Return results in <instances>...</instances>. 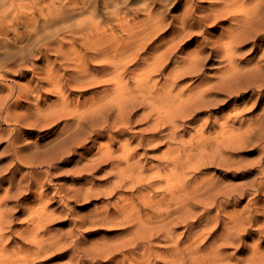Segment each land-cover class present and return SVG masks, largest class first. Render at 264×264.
I'll return each mask as SVG.
<instances>
[{"label":"bare ground","instance_id":"bare-ground-1","mask_svg":"<svg viewBox=\"0 0 264 264\" xmlns=\"http://www.w3.org/2000/svg\"><path fill=\"white\" fill-rule=\"evenodd\" d=\"M127 1L29 0L25 2L24 0H0V121L6 127L10 125L9 122L14 121L12 123L14 128L8 130L11 140L8 148L13 147L12 145L18 142L20 131L31 129L38 132L51 131L53 139L47 142L52 147L54 156L50 159L52 163L54 160L59 162L60 159H65L66 156H69L68 154H72L79 148H83V152L85 148L91 153L90 147L97 145L93 155L89 154L90 157L87 159V163L78 162L75 164L72 173L75 174L78 183L71 184L65 194L70 196L69 193L72 192L73 197L83 196L87 198L92 194L99 197L100 195L109 196L117 188L137 190L136 195L132 199L126 197V201H122L123 199L121 198L122 202L118 201L117 204L119 205L116 204L113 207H109V205L114 202H111L112 204L108 202L109 205L107 207L104 205V210L102 209L103 207L100 209L101 211L103 210V217H99L101 223L107 225H128L130 231L129 233L127 232V239L121 244L93 250L90 249L91 247L83 246L84 240L82 239V242L81 238L75 239L73 237L74 234L69 236L67 234L65 236L66 240L59 236L61 234L53 236V233L51 234L50 232L49 234L52 236L47 235V238L51 236L48 239L42 238L44 234L39 237L40 232L38 229L41 228V222L44 219L46 220L48 215L46 213L47 203L45 202L40 203V206L37 204L39 207L34 209L29 217L34 227L29 230L27 227L29 234L24 237V241H27L32 249H23L21 247L12 249L10 247L11 240L9 239L10 226L12 227L13 225V214L18 209H16V204L8 205V203L12 199L15 202V198L23 191L20 190L21 185L19 184L24 178L29 177L21 174L22 177L18 181H13L16 173L21 172L20 169L22 168H19L17 162L12 167L11 175L9 174L8 187L2 193L0 192V264H34L33 261L38 258L46 246L47 249L56 248L57 250L69 251V254L66 255L67 260L65 259L66 261L63 264H125L126 261L129 264H152L153 256L160 257L161 261H165L163 264H229L227 261L229 255L224 251L227 246L234 245L239 240L240 233L244 231L241 213L226 214V220H223L222 224L223 228L217 232L214 238H211V233L213 234V232H209L211 229L207 227L208 221L202 222V220L193 218L194 216L191 217L193 219H189L190 215L186 213H181V216L178 214L187 205L189 195L187 184L192 182L188 176L190 168H194L195 165L203 162H218L219 165H225L229 162L228 152L223 149L232 150L236 146L238 147V145L245 143V139L247 140L248 137L250 139L252 130L255 127L257 129L258 125L261 122L262 125L264 122V108L262 113L256 117L255 125H252L254 122H248L249 132L247 131L248 129L239 132L240 128L235 129L234 125L229 126L230 124L223 123L219 131L220 139L217 140V146L213 150L207 151L201 145L204 138L203 133H198L199 136L192 135V139L188 142L190 145L188 148L187 142L176 140L177 131L181 126L184 127L182 123L186 118H191L190 109L193 110V107L204 105V98L209 96L213 90L219 89L218 85L222 82L219 80L220 82L216 83L217 88H212L210 84L204 89L194 93L188 92L185 95H181L183 93L182 90L177 91L174 93L176 97L173 95V87L171 89V85L173 86L175 77L183 78V76H186L192 78L198 76L201 72L203 61L209 56L208 53L205 57H202L200 55L201 50L208 48L213 52L217 51L219 46H225V50L222 51L223 55H220V58L227 61V63L224 62V64H227V69L224 70L220 79L223 82L226 81L225 84L230 85L240 76L249 75L250 79L262 87L257 92L259 94L258 97H261L264 92V64L261 63L264 59V49L260 48L261 45L259 43L264 40V0H203L202 2H206L207 6H204L207 11L202 9L203 5H196L195 0H184L182 13L178 16L170 17V26L168 28L172 29V37L170 36L158 42H155V40L149 41L161 29L162 24L169 16L168 13L163 12V9L168 10L167 7L169 5L176 7L180 0H136L138 6L132 12L130 10L132 8L126 9L127 6L121 4ZM199 1L201 2V0ZM202 10L205 11V14H203L204 11ZM198 11L203 12V15L195 19L193 15L195 16ZM130 13H133L134 16L132 14L133 17H131ZM206 19L218 21V23L229 21V24L224 29L225 32L215 37L206 31V27L202 28V22ZM173 22L176 24H173ZM195 32H198V35H201V33L205 34L202 48L198 47L188 52L185 51L186 53L183 56L180 55L181 57L175 56L177 52L183 50L184 46H182V43L185 41L184 38L191 36ZM241 43L251 45L249 53H255V57L260 52V55L256 57L257 60L255 62L248 60L249 64L246 62L248 66L246 65L245 67H240L235 63V60L238 59H235L236 48ZM148 48H151L150 52L145 51ZM173 62L176 65L170 69ZM169 64V72L165 76L162 75L161 73ZM28 66L33 73L28 80V85L24 87L18 86L14 82L12 84L4 83L11 77L22 76L25 72L24 69ZM131 66L135 68L130 70ZM13 72H18L19 74H14ZM158 74L161 75V79L163 78V82L160 85L158 80L155 79ZM217 74L219 75L218 72ZM247 78L242 81L244 83L250 82ZM35 79L37 81L39 79L41 85H39V81L32 85ZM202 82L201 80L199 86H202ZM97 85L100 87L108 86V88L102 89V87H98L101 90L98 89L99 91L93 92L94 95H91V97L87 98V95L85 96L86 98L82 97L81 101L74 102V96L69 100V94L65 93V88L68 90L71 89L69 87H72L73 90H75L73 87L83 88L87 91L92 90ZM245 86L248 87L247 85ZM220 88H223V86ZM240 90L243 91V89ZM185 91L187 92V90ZM237 92L240 91L238 90ZM14 94H17L15 96L16 99L14 97L10 103ZM254 94H251L250 98ZM53 96L54 99L50 100ZM20 97L26 98L24 104L18 101ZM74 99L76 98L74 97ZM137 110H142V112L136 121L146 120L147 126L141 132L149 131V137L143 138L137 134H130L129 128L132 124L130 116L134 115ZM208 112L210 111L208 110ZM63 120L65 122L62 124L63 126L54 130L53 128ZM238 121H241V118ZM248 121L251 122V120ZM191 126L193 124L189 128ZM263 131L261 130L260 132L262 133ZM126 135L131 136L126 137ZM124 136L126 138H123ZM158 138L163 139L167 143L174 141L177 146L174 148L168 146L163 151L161 158L157 159L156 157L154 159L157 162L160 159V166L149 167V171L151 169H155V171L152 174H145L147 169L144 166L147 164L144 166L140 165V162L136 159L139 156L137 151L144 144L147 146L152 145ZM102 139H107L108 141L105 143L100 142ZM32 141L30 142L33 143ZM132 142H136L133 147H131ZM88 143L93 145L86 147ZM117 143L119 144V149H114L113 147ZM195 145L198 148L196 152H193L192 148ZM35 148H37V145ZM32 149L34 151L33 147ZM262 150H264L263 147ZM21 151L18 149V152L22 154ZM23 151L25 150L23 149ZM15 152L14 155L18 153L15 154ZM48 155L50 156V154ZM142 155L144 156V154ZM79 158L77 160L80 161L81 159ZM257 159L260 160L259 158ZM256 162L253 163L255 164ZM24 164H26V161L19 165L24 166ZM107 165L108 167L110 166L109 169L104 170ZM3 171L6 172L4 169ZM101 171H107L105 174H110L113 178L111 181L108 180V184L104 187L91 186L90 181L83 179L85 176ZM5 172L2 173L4 174ZM261 172L264 175V164ZM32 173L33 171H30L27 174L31 175ZM106 179L105 181H107ZM39 183L40 180H36L34 184L38 187ZM15 185L17 186L14 187ZM211 186L212 184L205 180H201V184L195 183L193 185L195 192L201 193V195L206 194L208 191L212 192ZM248 186L249 189L257 186L254 191L252 190L255 195L260 191L264 194V181L261 180L256 184L250 181ZM13 187L14 191H12ZM242 189H237L236 191L226 190L218 196H216L217 193H212L214 197H210L211 199L207 203L201 205V208H203L202 214L214 208L220 211L225 203L227 205L232 199L243 197L246 195V191ZM249 194L251 193L249 192ZM258 199L260 200L259 197ZM260 201H257V206L254 205V207L256 206V212L260 213V215H262L263 210L264 216V203L261 207ZM37 202L39 203V199ZM202 203L203 201L199 200V204ZM208 205L210 207L205 209ZM244 216H247V214ZM259 220L258 222H260ZM194 221L200 222L194 225ZM180 225L185 228V231L177 233L178 235L175 237L174 230ZM23 230L21 229V231ZM124 232L126 231L124 230ZM259 232L262 234L260 238L263 241L264 222L260 225ZM205 235L209 237L205 238ZM72 237L73 239H69ZM159 239L169 242L168 246L165 244L166 247L164 245L160 246L165 247L164 251H154L152 249L157 244L154 241H159ZM173 240L174 242L170 243ZM262 241L260 240V242ZM257 244H259V241H257ZM257 244L252 247L246 258L243 257L248 264H264V248L261 249L262 246L260 247ZM92 245L90 244V246Z\"/></svg>","mask_w":264,"mask_h":264},{"label":"rangeland","instance_id":"rangeland-1","mask_svg":"<svg viewBox=\"0 0 264 264\" xmlns=\"http://www.w3.org/2000/svg\"><path fill=\"white\" fill-rule=\"evenodd\" d=\"M24 1L28 2L29 0H24ZM202 1L203 0H201V2L199 0H195V3H196V5H201V6L203 5L202 9L207 11V8L204 6V5H206V2H202ZM183 2H184V0H180L176 7H172V5H169L167 7L168 10H164L163 9V12L164 13H168L169 16L165 20L164 24H162L161 29L151 38V40L149 42H151L152 40H155V42H158L160 40L167 39L170 36L172 37V35H171L172 29L168 28L170 26L169 23H170V20H171L172 17L178 16V15H180L182 13V11H183L182 10ZM121 4H125L127 6V7L125 6L126 9L132 8V9H130L131 12L134 11L135 8L138 6L136 0H128L127 2L121 3ZM204 10H202V11H204ZM205 11H204V13L198 11V12L195 13V16L193 15V17L195 19H197L198 16H201V15L205 14ZM132 14L133 13H130L131 17L134 16V14H133V16H132ZM174 23L175 22H173V24ZM202 24H203L202 28L206 27V29H207L206 31H208L209 34H212L213 36L216 37V36L220 35V33L225 32L224 29L227 28V25L229 24V21L228 22H223V23H218V21H213V20L209 21V20L206 19V20H204L202 22ZM204 38H205V34L201 33V35H198V32H195V33L191 34V36L185 37L184 38L185 45H184V42L182 43L183 44L182 46H184L183 50H181L180 52H177L175 56H177V57H179L180 55L183 56L184 53H186L188 51H191V50H193L195 48H198V47L202 48V42H203ZM245 44L246 43H241V44L238 45L239 47L237 46V48H236L235 59L236 58H238V59L235 60V63H237V65L240 66V67H245L246 65L248 66L249 61L250 62H255L257 60L256 57H258L260 55V52H259V55L256 56V57L254 56L255 53H251V52L249 53V49H250L251 45H249V44L245 45ZM259 44L261 45L260 48L264 49V40L260 41ZM150 49L151 48H148L145 51L146 52H150ZM224 50H225V46H222V47L219 46V49L217 51H213V52H217L218 56H217V53L214 54L208 48L206 50L205 49L201 50V54L200 55L202 57H205L208 53H209V56L203 61V63H202V69L203 70L201 69V72L198 74V76H195V77H192V78H190V77L188 78L186 76H183V78L182 77H180V78L175 77V79H173V86L171 85V89L173 87V95H174V97H176L174 93H176L177 91H181L182 90L183 93H181V95L182 94L185 95L188 92L194 93L195 91H199L201 89H204L205 87L210 86V84L212 85V88H217L216 83H219L220 81L222 83H224V84L221 83V84L218 85L219 89L217 88V90L216 89L213 90L214 94H213V91H212V93L209 96L204 98V100H203L204 105H200V107L198 106L196 108L193 107V110L190 109L191 111H189V113L192 115V116L190 115L191 118H189V119L186 118L187 122H186V120H184L183 123H182V125L184 127L181 126L179 128V130L177 131L176 140H181L183 142H187L188 148L190 146L188 144V142L192 139L191 136L192 135L199 136L198 133H203L204 138H203V142L201 143V145L207 151L213 150L217 146V140L220 139L219 131L222 128L221 125L223 123H227L228 125L230 124L229 126H233L234 125L235 129H239L240 128L238 130L239 132H243V131H245L247 129H248L247 131L249 132V126H248L249 123H253L254 122L252 125H255L256 124V117L259 114L262 113V110L264 108V92L262 93L261 97L260 96L258 97L259 94L257 93L259 90L262 89V87H260L259 84H257L252 79H250L249 75L240 76V78H237L230 85L225 84L226 81L223 82V80L220 79V77L222 76L224 70L227 69V64H226L227 61H225V60L220 58L221 57L220 55H223L222 51H224ZM178 53H179V55H178ZM210 53H212V54H210ZM243 56H245V57H243ZM214 62H215L216 65L214 64ZM224 62H226V63L224 64ZM261 63L264 64V59L261 61ZM175 65L176 64L174 62L171 63V67H170V64H169L166 67V69L163 70V72L161 74L165 76L169 72V70ZM169 67H170V69H169ZM133 68H135V67L131 66L130 70L133 69ZM24 71L25 72L22 75L23 77L22 76L11 77V79H8V80L4 81V83L12 84V82H14L18 86H24L25 87V85H28L27 84L28 80L31 78L33 73L30 70L29 66L27 68H25ZM217 72L219 73V75L217 74ZM13 73L14 74H19L18 72H13ZM25 74H27V75H25ZM203 74H206V75H203ZM214 75H216V76H214ZM217 75H218V77H217ZM160 76L161 75H159V74L155 76V79L158 80V84L159 85H160L161 82H163V78L161 79ZM245 76H246V78L248 77L247 79H249L250 82L247 81V82L244 83V81L246 80ZM35 80L33 81L32 85H35V83H37L39 81V79H38V81H37V79H35ZM201 80L203 81L202 82L203 84H202V86H199L200 83H201ZM242 80H244V81H242ZM40 82L41 81H39V85H41ZM175 82H177V83H175ZM251 82H252V84H251ZM189 83H191V84H189ZM242 83H243V85L245 84L248 87H246L245 85L243 86ZM214 85H216V86L214 87ZM251 85H253V86H251ZM222 86H223V88H220ZM249 86H251V87H249ZM98 87H100V86L99 85L94 86V88H92V90H87V91L84 90L83 88H79L78 89V88L73 87L75 89V90H73L72 87H69L72 90L69 89L70 90L69 91L68 89L65 88L66 91L65 90L64 91H65L66 94H69V100H71L72 97L74 96L76 99H74V97H73V101L75 102V101H81L82 97H84V98H86V97L88 98L89 96L91 97V95H94L93 92L99 91L98 89H100L101 87H102V89L103 88H108V86H105V87L101 86L100 88H98ZM182 87H183V89H182ZM195 87H197V88H195ZM76 89H77L78 92L76 91ZM237 89L241 93L237 92L238 91ZM240 89H243L244 92L242 90H240ZM185 90H187V92ZM82 92H84V93H82ZM221 92L222 93L224 92V93L222 94ZM233 93H234V95H233ZM253 93H255V94L252 95V98H250V95L253 94ZM16 95L14 94V96L10 100V103L13 101L12 99ZM14 99H16V97ZM53 99H54V96L50 100H53ZM260 100H262V101H260ZM18 101H21L20 103L24 104V101L26 102V98L25 97H20L18 99ZM217 102H218V104H217ZM211 105H212L213 109H212ZM252 106H253V108H252ZM210 108H211L212 111L210 110ZM208 110L210 112H208ZM194 111H196V112L194 113ZM141 112H142V110H137L134 115L130 116V120H131L132 124H131L129 130L131 131L130 134H137L138 136H141V137L145 138V137H149L150 136V134H149L150 132L149 131L141 132V130L143 128H146V126H147V124L145 123L146 120L136 121V119L139 117V114H141ZM229 115H230V117H229ZM240 115H242L243 117L240 116ZM135 116H137V117H135ZM218 116L219 117L221 116V117L219 118ZM231 116H234V117H231ZM238 116H240V117H238ZM237 117H238V119H237ZM240 118H241V121H238ZM246 118H248V119H246ZM252 118H253V120H252ZM248 120H251V122L248 121ZM207 121H209V122L207 123ZM239 122H240V125H239ZM1 123L2 122L0 121V141H1L0 142V159H1L0 160V172L1 171L5 172V171H3V169H4V170H6L7 173L6 172H5L6 174L5 173L3 174L2 172L0 173V175L2 174L0 176V192L2 193L4 191V189H6L8 187V179H9V177L11 175V172H12L11 170H13L12 167L14 166V164H17V162H18L19 168H21V167L22 168L20 169V171H21V172H19L20 174L16 173L15 180H13V181H15V182H16V180L18 181V179H20L22 177V175H25V177L29 176L27 178H24L23 181H21V183L19 184V185H21L20 186V190H23V191L21 192V194L18 197L15 198V202L12 199L8 203V205L16 204V209H18V211L16 210L14 212V214H13V217H12L13 218V220H12V224L13 225L11 224L12 227L10 226L9 239L11 240V242H10L11 246L10 247L12 249H17L18 247H21L23 249L24 248L32 249L28 245L27 241H24V237L29 234L28 230L30 228L34 227L33 223H31L29 217H30V215H32L31 212L34 211V209H36V208H38L40 206V203L42 204V203H45V202L47 203V205H46V213L48 215L46 217V220L44 219L42 221L43 224L41 222V228L38 229V231L40 232L39 233V237H42V235L44 234V236L42 237L43 239L47 238V235H51L52 233H53V236L61 234L59 236H62L63 239H65V236L67 234H68V236L74 234L73 237L75 239H80L81 238L80 240H82V239L84 240V242L82 240V242L84 243L83 246L88 247V248L91 247L90 249H93V250H95L97 248H100V247H109V246H114V244L115 245L119 244V243L121 244L122 242H124L127 239V235H128L127 232L129 233V231H130V229L128 228V225H116V224H108L107 225V224H103V223L100 222L99 217H103V212L102 211L104 210V205H105V207H107L109 205V203L112 204L114 202L112 205H109V207L110 206L113 207V206H115L118 203V201H120V203L122 201H126V199H125L126 197H129V199L130 198L132 199V197H134L136 195L137 190L136 191L135 190H131L130 188H127V189H125V188H120V189L117 188L115 190L116 192L114 191L109 196H103V195L101 196L100 195V197H99V196H97L95 194H92V195H89L90 197H87V198L83 197V196H80V197H76L75 196V197H73L72 196L73 195L72 192L69 193L70 196L65 194L67 188L71 187V184L73 185V184H77L78 183V181H77L78 179L75 177V174L72 173L74 171L75 164L78 163V162L87 163L88 162L87 159H89L90 155H93V153L96 151L97 145H95L96 147L95 146L90 147L91 148L90 149L91 153H89L87 150H85V148H84V152H83V148H79V149H76L73 153L71 152L72 154H68L69 156H66L68 158L65 157V159H60L59 162H57L58 160H54L53 163H52V162H50V159H52V157H54V156L52 154L51 144H49V142H50L49 140L53 139V135H52L51 131L50 132H48V131L38 132V131L32 130V129L31 130H22V131H20L21 132L20 136H18V138L20 139V140L18 139V142H17L18 145H17V143L13 144L12 146L16 147V148L13 149V147H9L8 148V146L11 144V142H10L11 140L9 138L10 137L9 136L10 133L8 134V130H10L11 128H14V125L12 124V123H14V121L12 120L11 122H9L10 125H7V127H6V125H4V123H2V124ZM64 123H65L64 120L59 122L55 126V128H53V129L54 130H56L58 128L60 129L63 126L62 124H64ZM185 123H187V124H185ZM261 123L258 125L261 128L257 127V129H256V127H255L252 130V132L250 133V134H252L250 139H248L249 137L247 138V140L245 139L246 142L242 143L243 145L242 144L240 146L238 145V147L236 146L232 150L223 149L224 151L228 152V156H229V162H227L225 165H219L218 162H213V163L203 162L201 164L195 165L194 168H190V170L188 172V174H189L188 176H189V179L191 178L192 182L187 184V191L189 192L188 199H187V205L178 214L179 216H181L183 213H186V214L190 215L189 219L192 216H194L193 218H195L197 220H202V222H205V220L208 221L209 224H208L207 227L209 229H211L209 232H213V234L211 233L212 237L211 236L210 237L214 238L216 236L217 232L220 229L223 228L222 224H223V220H226V214H230V213H232V214L237 213L238 214V213H241L242 222L244 224V227H243L244 231L240 233L239 240H237V242L234 245L227 246V248L224 251L229 256L231 254V256L230 257L228 256V258H227V261L229 262V264H248L243 259V257L246 258L248 256L249 251L252 249V247L255 244H257V241H259V244H257V245H260V247L262 246L261 249L264 248V240L262 241V238H260V235H262V234L259 232V227L264 222L263 210H262V215H260V213L256 212V208H255L257 206L256 202L260 201V200H261L260 204H261V207H262V204L264 203V194H263V192L260 191L262 196H261V194L259 195L260 192L255 195L253 191H254L255 187H257V186H255L254 188H251V189H249V186H248L250 181L254 182L255 184L260 182L261 180L264 181V175L261 172L262 165L264 164L263 163L264 150H262V147L264 148V131H263L264 122H263L262 125H261ZM189 124L190 125L193 124V126H191V128H189L190 127ZM188 125H189V127H188L189 129L187 128ZM214 125H216V126L219 125V126L216 127ZM183 129H185L186 131L183 130ZM226 129H227V127H226ZM261 130L263 131L262 133L260 132ZM183 132H184V134H183ZM258 132H260V133L258 134ZM129 136H131V135H128V136L126 135V137H129ZM126 137L124 136L123 138H126ZM197 138H199V137H197ZM35 139H37V140H35ZM4 140H6V141L4 142ZM22 140H23V142H22ZM31 140H33L32 142L34 144L30 142ZM47 141H49V142H47ZM106 141H108V140L107 139L100 140V142H103V143H105ZM36 142L39 143V144H37ZM135 143L136 142H132L131 147H133L135 145ZM91 144L92 143H88L86 145V147L88 145L90 146ZM36 145H37V148H35ZM118 145L119 144L117 143L115 145V147H113V148L117 149L119 147ZM156 145H158L160 147H157ZM25 146H26V149H25ZM168 146L174 148L175 146H177V144L174 141H172L171 143H167V142H164L163 139H159L158 138L157 141L154 142L152 145H148L147 146V145L144 144L143 146H140L141 148L137 151V155H139V156H137L136 159H138V161L140 162V165L144 166V165L147 164L146 166H144L148 170V171L147 170L145 171V174L146 173L152 174L155 171V169H151L149 171V169H150L149 167H153L154 166L153 168H155L157 165L160 166V159L158 160V162H157V160L154 161V159L156 157H157V159L159 157L161 158L163 151H165ZM32 147L34 148V151H33ZM149 147L150 148L153 147V148L150 149ZM47 148L50 150V153H49V150ZM197 148H198V146L195 145L192 148L193 149L192 151L196 152ZM9 149H10V151H9ZM18 149L22 150L21 151L22 154L20 152H18ZM23 149L25 151H23ZM85 151H87V152H85ZM14 152H15V154L18 152L17 153L18 156H17V154L14 155ZM78 152H79V155H78ZM80 153H81V155H80ZM48 154H50V156ZM86 154H87V156H86ZM142 154H144L145 157ZM259 155H261L260 156L261 158L259 157ZM43 156H45V157H43ZM77 157L78 158L80 157L79 159H81L82 161L81 160L80 161L77 160L78 159ZM149 157H151V158L148 159ZM4 158H6V159H4ZM13 158H14V163H13ZM144 158H146V159H144ZM257 158H259L260 160H258ZM257 160L259 161V164H258ZM23 161H26V164H24V166L23 165L20 166L19 164L22 163ZM64 162H65V164H64ZM253 162H256V163L254 164ZM10 165H11V167H10ZM52 165H53V168H52ZM109 167L107 165V167H105V169H104V167H102V168L104 170H108ZM30 171H33V173L31 175H28L27 173L30 172ZM25 172H26V174H24ZM105 172H107V171H104V172L101 171L99 173L91 174V175L85 176L87 179L85 177L83 179H85L86 181H90V185L91 186L94 185V186H97V187H104L105 185L108 184V180H110V181L113 180V178L110 176V174H105ZM33 175H36V176H33ZM6 176H7V178H6ZM92 177H94V178L92 179ZM4 178H5V180H4ZM105 179L107 181H105ZM36 180H40V183H39L38 187L34 184ZM201 180H205L208 183L212 184V186H211L212 188L211 189L213 191L212 192L208 191L206 194H203V195H201V193H196L195 190H194L193 185L195 183L201 184ZM17 185H15L14 187H16ZM30 186H32V187H30ZM14 187H13L12 191H14ZM237 189L238 190L239 189L245 190L246 191V195H244L241 198L239 197V198H236V199H232L231 202L229 201V203L227 204L228 206L225 203L226 206L224 205L223 208L220 211L217 210V208H214L213 210L202 214V209L203 208H201V205L207 203L211 199L210 197H212V196L214 197V195L212 193H217L216 196H218L219 194L223 193L226 190H234V191H236ZM121 190H122V192H121ZM249 192L251 194H249ZM114 193H117V194H114ZM127 193H129V194H127ZM258 197L260 198V200L258 199ZM91 198H93V199H91ZM108 198H110V199H108ZM34 199L36 200V202H35ZM38 199H39V203L37 202ZM40 200H41V202H40ZM199 200H202L203 203L199 204ZM216 202H219V201H216ZM230 203L231 204L233 203V204L231 205ZM37 204H39V206ZM117 205H119V204H117ZM254 205H256V206L254 207ZM22 207H23V209H22ZM208 207H210V205L206 206L205 209L208 208ZM101 208L103 209L102 211L100 210ZM246 214H247V216H244ZM253 216H254V220H253ZM258 216L260 217V220H259ZM246 217H248V218H246ZM255 217L258 218V219H256ZM193 218H191V219H193ZM258 220L260 222H258ZM199 222L200 221H197V222H195L193 224L195 225V224H198ZM249 222H250V224H249ZM27 227H28V230H27ZM21 229L22 230L24 229L23 230L24 232L21 231ZM123 229L126 232H124ZM45 230L48 233H46ZM182 231H185V228L183 226L180 225V227L179 226L176 227L175 230H174V236L176 237L178 235L177 233H180ZM49 232L51 234H49ZM80 232H81V235H80ZM125 233H126V235H124ZM205 233H206V231H205ZM123 235H124V237H123ZM50 237L48 236V238H50ZM73 237L69 238V239H73ZM206 237H207V235H205V238ZM17 239H18L19 242L17 241ZM260 240L262 242H260ZM103 241H105V242H103ZM115 241H116V243H115ZM100 242H103V243H100ZM173 242H174V240L170 241V243H173ZM94 243L95 244L97 243V245H95ZM154 243H157V244H155L156 247L155 246L152 247V249L154 251H157V250L164 251L166 245L167 244L169 245V242H164L161 239H159V241L156 240V242L154 241ZM90 244L91 245L93 244V245L90 246ZM159 244H161V245H159ZM203 244L206 245L207 243H203ZM162 245H164L165 247L164 246L160 247ZM243 246H244V248H243ZM53 251H55V252H53ZM66 252L67 251H65V250H57L56 248L47 249V246H46L45 249H43L42 252L40 253V255L38 256V258H36L33 261V263L34 264H63L67 260V256L66 255L69 254V251L67 253ZM55 253H56V255H55ZM55 256L56 257L58 256V257L56 258ZM64 256H66V257H64ZM153 257L154 258L151 261L152 264H163L165 262V261H161L160 257H157V256H153ZM155 260H158V261H155ZM127 263H128V261L125 262V264H127Z\"/></svg>","mask_w":264,"mask_h":264}]
</instances>
